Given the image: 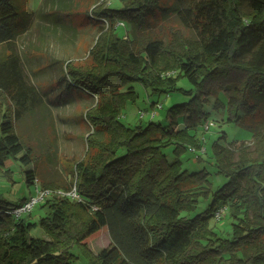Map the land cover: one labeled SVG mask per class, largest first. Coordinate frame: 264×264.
I'll return each mask as SVG.
<instances>
[{"label":"trees","instance_id":"trees-1","mask_svg":"<svg viewBox=\"0 0 264 264\" xmlns=\"http://www.w3.org/2000/svg\"><path fill=\"white\" fill-rule=\"evenodd\" d=\"M108 2L92 4L93 19L108 28L101 29L85 60L65 63L62 77L69 80L68 90L98 101L86 115L93 133L71 184L78 199L55 193L42 203L45 216L27 224L23 215L8 214L27 200L19 197L14 204L1 197L0 264H74L75 248L86 264H264V130H251V146L224 145L225 135L213 143L214 166L228 179L216 192L206 171L189 174L180 160L189 147L207 153L190 132L208 123L204 107L210 98L226 96V104L216 100L214 107L226 111L228 123L245 125L264 107V0H175L163 8L159 0H117L113 7ZM19 5L20 0H0V46L14 44L23 33L17 20L31 10ZM156 18L177 24L168 38L144 28L147 19ZM9 61L0 64V88L16 90L17 119L28 99L40 100L23 82L18 60ZM181 80L198 95L169 110L167 127L129 128L120 122L126 103L137 98L133 84L152 96H167L182 91ZM205 124L207 132L212 127L206 130ZM169 147L171 162L163 153ZM15 163L28 167L32 152L17 136L12 115L4 114L0 174ZM25 181L35 187L33 174L25 172ZM42 189L72 191L54 183ZM200 199L209 202L205 211L188 218ZM224 207L234 221L228 238L210 227ZM37 229L49 240L29 238ZM105 232L111 247L95 255L89 244Z\"/></svg>","mask_w":264,"mask_h":264},{"label":"rangeland","instance_id":"rangeland-1","mask_svg":"<svg viewBox=\"0 0 264 264\" xmlns=\"http://www.w3.org/2000/svg\"><path fill=\"white\" fill-rule=\"evenodd\" d=\"M116 1L109 0L108 5L111 3L113 7ZM159 1L162 8L173 6L175 3V0ZM20 3L22 10L30 9L31 12L25 15L24 21L20 18L17 20L19 30L23 29V33L17 37L14 44L0 46V64H10L11 58L18 60L23 82L38 95L40 103L30 104L28 99L25 103L27 109H21L18 118L15 119L20 109L18 102L13 100L16 90L12 87L6 90L0 88V119L4 114L12 115L17 136L24 147L30 148L32 152L31 165L25 167L15 163L9 170L0 174V198L14 204L18 203L19 197H24L29 202L37 196L36 187L43 190L44 183L68 186L72 188L71 192L75 190V186L71 184L75 183L76 165L85 160L88 153L87 138L93 133L86 115L90 109L97 106L98 101L81 90L75 88L68 90L66 84L69 80L62 77L66 76L65 63L87 58L101 29L108 28L106 23L102 27L93 19L94 0H20ZM147 22L144 27L146 31L153 35L162 32L164 39L168 38L171 28L177 27L173 20L162 23L156 18L154 22L150 19H147ZM132 87L137 98L135 102L126 103L120 116V122L129 128L144 127L150 123L167 127L170 123L169 110L174 106L189 103L198 95L195 88L185 80L179 81L177 87L184 92L192 91L191 95L174 91L167 96H152L140 84H133ZM216 100L223 104L227 102L226 96L219 93L216 98H210L204 107L205 112L209 114L207 122H213L214 127L206 132L204 122L190 132L202 141L207 153L199 154L192 151L194 147H189L190 152H186L180 159L182 169L189 174L206 171L213 192L228 182L227 178L218 174L214 166L211 151L213 143L225 135L226 139L221 140L224 145L244 142L251 146L253 133L251 130H264V118L260 115L264 112V107H258L257 115L255 114L254 119H250L245 125L228 123L225 121L226 111L215 109ZM155 103L162 105V108L157 110L156 116L152 119L151 112L154 108L152 104ZM179 121L183 122L182 119ZM163 153L168 161L175 159L173 147L164 149ZM200 155L202 161L199 162ZM25 172L34 175L37 183L35 187L26 184ZM46 191H50L52 195L59 192L53 189ZM208 204L209 202L200 199L196 211L189 214L188 218L204 212ZM42 205L39 203L31 213L23 215L27 224L37 223L45 216L46 210ZM229 214L224 217L221 224L214 219L210 222V227L223 238H228V234L232 233L234 221ZM37 237L49 240L40 229L29 236ZM110 247L108 232L89 244L95 255ZM72 254L76 257L74 264H86L78 249H73Z\"/></svg>","mask_w":264,"mask_h":264},{"label":"built area","instance_id":"built-area-1","mask_svg":"<svg viewBox=\"0 0 264 264\" xmlns=\"http://www.w3.org/2000/svg\"><path fill=\"white\" fill-rule=\"evenodd\" d=\"M120 25L123 26V24H120ZM161 108H162V105H159V104L155 105V107L152 109L153 112H151L152 119L156 116L157 110H159ZM211 127H214L213 122L209 121L208 123L205 124L206 130H209ZM192 151L196 152L195 149H192ZM201 152L204 153L205 149L203 148L201 150ZM36 193H37V196L32 198L23 207H21L20 209H15L12 212H9L8 214L15 216L16 218H19L25 214H29L32 212L33 208L36 205H38L39 203H43L47 197L52 196V193L50 191L40 190V188H38V187H36ZM57 194H59L61 196H67V197H72V198L78 199V196L76 195L75 190L73 192H69V193L59 191ZM226 213H227V208H225V207L219 208L214 214L215 220L217 222H222V220H224V217L226 216Z\"/></svg>","mask_w":264,"mask_h":264}]
</instances>
